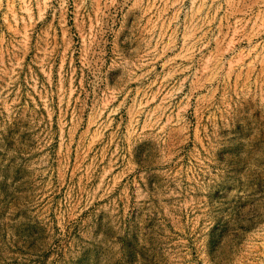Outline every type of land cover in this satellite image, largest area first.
Returning a JSON list of instances; mask_svg holds the SVG:
<instances>
[{
	"label": "rangeland",
	"instance_id": "374dc122",
	"mask_svg": "<svg viewBox=\"0 0 264 264\" xmlns=\"http://www.w3.org/2000/svg\"><path fill=\"white\" fill-rule=\"evenodd\" d=\"M0 264H264V0H0Z\"/></svg>",
	"mask_w": 264,
	"mask_h": 264
}]
</instances>
